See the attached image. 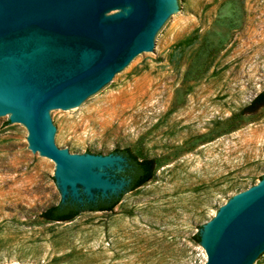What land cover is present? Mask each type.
Returning <instances> with one entry per match:
<instances>
[{
    "label": "rangeland",
    "instance_id": "rangeland-1",
    "mask_svg": "<svg viewBox=\"0 0 264 264\" xmlns=\"http://www.w3.org/2000/svg\"><path fill=\"white\" fill-rule=\"evenodd\" d=\"M177 1L160 52L83 110L53 112L70 153L156 161L112 210L40 217L63 199L55 163L0 120V264H204L193 235L264 177V105L241 112L264 88V0Z\"/></svg>",
    "mask_w": 264,
    "mask_h": 264
},
{
    "label": "water",
    "instance_id": "water-1",
    "mask_svg": "<svg viewBox=\"0 0 264 264\" xmlns=\"http://www.w3.org/2000/svg\"><path fill=\"white\" fill-rule=\"evenodd\" d=\"M181 12L177 0H0V120L26 126L29 148L55 163L61 202L120 201L135 191L117 176L123 155L65 149L53 112L83 110L160 52ZM198 232L204 264H251L264 251V177Z\"/></svg>",
    "mask_w": 264,
    "mask_h": 264
},
{
    "label": "trees",
    "instance_id": "trees-1",
    "mask_svg": "<svg viewBox=\"0 0 264 264\" xmlns=\"http://www.w3.org/2000/svg\"><path fill=\"white\" fill-rule=\"evenodd\" d=\"M262 105H264V88L241 109V112L253 113ZM112 152L123 154L128 159L130 166L126 169L124 174L130 175L131 182L126 190L134 189L152 178L156 165V161L153 158L139 159L128 147L121 149L116 148ZM120 195L118 197L109 198L98 197L94 202L77 203L66 200L65 202H59L48 206L40 212V217L48 221H69L82 211H109L112 210L118 202ZM193 238L199 242V232L195 233Z\"/></svg>",
    "mask_w": 264,
    "mask_h": 264
},
{
    "label": "flooded vegetation",
    "instance_id": "flooded-vegetation-1",
    "mask_svg": "<svg viewBox=\"0 0 264 264\" xmlns=\"http://www.w3.org/2000/svg\"><path fill=\"white\" fill-rule=\"evenodd\" d=\"M120 154V153H119ZM121 155H123V154H121ZM124 157H125V159H126V166L124 167V169H123V171L122 172H120L117 176H124L126 179H128L129 180V183H128V186H127V188L129 187V185H130V182H131V177H130V175H128V174H124V172L126 171V169L130 166L129 165V163H128V159H127V157L125 156V155H123ZM126 188V189H127ZM126 191V190H125ZM111 197H116V196H111ZM98 198V197H97Z\"/></svg>",
    "mask_w": 264,
    "mask_h": 264
}]
</instances>
